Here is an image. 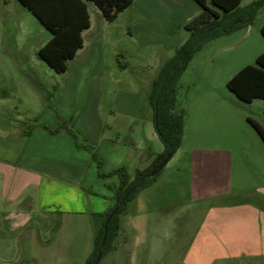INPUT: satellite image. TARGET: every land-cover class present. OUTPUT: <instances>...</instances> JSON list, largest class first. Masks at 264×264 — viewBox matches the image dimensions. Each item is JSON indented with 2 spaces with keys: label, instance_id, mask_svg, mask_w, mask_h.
<instances>
[{
  "label": "crops",
  "instance_id": "crops-1",
  "mask_svg": "<svg viewBox=\"0 0 264 264\" xmlns=\"http://www.w3.org/2000/svg\"><path fill=\"white\" fill-rule=\"evenodd\" d=\"M183 2L184 6L180 7L189 5L190 10L177 15L180 18H177L175 26L184 34L176 44L168 40L169 49H174L168 59L189 39L186 24L202 12L195 0ZM91 3H87L91 25L83 32V48L70 62L68 71L63 73L67 75L64 82L58 85L50 99L56 113L50 109L49 113L44 111L38 120L35 118L38 127L32 129L29 135H26L28 129L19 122L0 116V237L7 233H19L33 224L39 229L60 226L62 233L66 231L69 249L80 255L73 257L79 259V264H86L93 251L101 216L115 205V192L121 180L118 175L101 177L92 153L79 148L70 132L63 130L51 134L44 127L57 129L58 116L69 122L73 130L96 148L105 174L124 167L133 180L138 170L150 167L164 151L163 143L155 132L154 112L149 103L154 82L140 92L135 87L134 90H123L116 76L129 70L130 63L126 58L120 59L116 53L112 59L105 61L104 41L110 40L107 35L114 32L115 27L128 30L131 36L137 31L140 35L144 32L143 36L150 40L159 38L174 27L164 7L177 5L175 0H145L142 14L121 23L127 11L136 5V0L113 22H108L92 3L99 18L96 26L90 12ZM263 25L264 21L260 32ZM253 26L237 31L245 34L232 47L250 38ZM95 30L97 34L93 35ZM87 35L92 40L89 51H86ZM262 45L255 53V60L264 53ZM79 57L82 60H78ZM236 74L228 79L227 84ZM232 104L230 97L213 91L194 97L186 104L188 115L184 141L167 166L173 162L176 165L132 202V229L139 230L145 226L147 214L155 202L167 209L177 206L183 196H188L191 202L207 201L219 195L224 186H233L228 160L210 158L202 153L201 148L204 147L200 145L211 138L205 130L214 132L219 125L224 127L228 120L232 122ZM257 190L264 195V184L259 185ZM260 220L264 228L263 212ZM84 233L87 234L85 240ZM201 236L204 234L200 232L197 238ZM10 241H5V246H10ZM122 241L120 220V231L106 257L119 251ZM209 241L212 242L209 239L207 243ZM79 242H83L81 249ZM230 245L235 247L217 254L214 260L264 256V237L258 238L257 242L232 241ZM49 256L54 258L51 253ZM106 257L100 264L106 263Z\"/></svg>",
  "mask_w": 264,
  "mask_h": 264
},
{
  "label": "rangeland",
  "instance_id": "rangeland-1",
  "mask_svg": "<svg viewBox=\"0 0 264 264\" xmlns=\"http://www.w3.org/2000/svg\"><path fill=\"white\" fill-rule=\"evenodd\" d=\"M250 1L244 0L242 6ZM144 2L136 0V5L120 22H128L129 18L142 14ZM175 3L176 6L164 7L174 27L159 38L150 40L143 36L144 32L140 35L137 31L131 36L128 30L118 27L107 35L110 40L104 41L105 61L116 53L130 63L129 70L116 76L123 90H134L135 87L140 92L150 87L161 67L173 55L174 49H169L168 40L176 44L184 34L175 26L180 18L177 15L190 10L189 5L182 8L183 0H175ZM89 5L97 26L96 7L92 3ZM263 21L264 10L252 27L253 35L237 47L232 46L243 39L245 32L207 43L195 55L180 81V98L185 106L194 97L211 91L231 98L232 122L228 120L226 126L219 125L214 132L205 130L211 138L200 145L204 147L202 153L210 158L228 160L233 186H224L223 192L207 201L191 202L188 196H183L177 206L167 209L155 202L147 214V223L139 230L132 229L130 205L127 213L120 216L122 246L105 258V264H264V256L214 260L217 254L235 247L230 245L232 241L257 242L258 238L264 237L260 220L261 212L264 213V195L257 190L264 184V141L249 122V119L254 120L264 129V99L248 104L240 101L227 87L231 76L246 65L256 64L255 53L264 44L259 30ZM94 34H97L96 30ZM51 38L52 34L18 0H0L1 117L34 126V119L38 120L44 111L56 113L50 99L67 75L57 73L39 57V50ZM91 41L87 35L86 51L91 49ZM80 142L84 143L82 137ZM175 165L173 162L166 166L158 178L169 174ZM200 232L204 236L197 238ZM86 237L84 233V240ZM209 239L211 243H207ZM8 240L11 245L5 246L4 242ZM79 243L80 249L83 248V242ZM50 253L54 258L50 259ZM79 256L69 249L66 231L62 233L60 226L39 229L33 224L19 233L0 237V264H79V259L73 258ZM65 257L70 259L62 260Z\"/></svg>",
  "mask_w": 264,
  "mask_h": 264
},
{
  "label": "trees",
  "instance_id": "trees-1",
  "mask_svg": "<svg viewBox=\"0 0 264 264\" xmlns=\"http://www.w3.org/2000/svg\"><path fill=\"white\" fill-rule=\"evenodd\" d=\"M41 24L52 34L50 41L39 50V57L57 73H66L80 49L83 48V32L90 28L89 2L94 3L108 22H113L118 15L131 7L134 0H18ZM202 12L185 26L190 32L189 39L176 49L173 57L161 67L149 94V103L154 112L155 132L163 143L164 151L158 155L153 164L138 170L131 180L127 170L122 167L108 174L102 171L103 161L97 150L78 132L70 127L69 122L59 118L55 130L47 129L51 134L66 130L73 136L76 145L92 153L98 164L101 177L118 175L121 183L115 192V205L102 217L96 230L94 247L86 264H95L100 253L103 260L113 249L114 241L120 231V216L127 213L129 206L144 190L151 187L163 173L159 166L168 155L173 156L181 148L186 130L187 108L180 98V81L191 61L204 46L216 39L231 35L255 24L264 10V0H254L242 6L243 0H195ZM264 37V25L261 28ZM228 89L237 98L251 104L256 99H264V53L256 59L255 65H249L236 74L227 84ZM251 125L264 141V129L254 120ZM25 128L26 135L32 129L28 122H19ZM83 139L84 143L80 142ZM166 167V166H165ZM156 172L154 176L152 173ZM117 213L109 221L107 241L103 246L105 226L112 213Z\"/></svg>",
  "mask_w": 264,
  "mask_h": 264
},
{
  "label": "water",
  "instance_id": "water-1",
  "mask_svg": "<svg viewBox=\"0 0 264 264\" xmlns=\"http://www.w3.org/2000/svg\"><path fill=\"white\" fill-rule=\"evenodd\" d=\"M171 159H172V155H168L167 158H166V159L162 162V164L159 166L158 171L163 170V168H165V166H167V164L169 163V161H170ZM155 174H156V172H153V173H152V176H154ZM117 211H118V209H116V210L112 213V215L109 217V220H108L107 223H106V226H105V235H104V240H103V244H102L103 246L105 245V243H106V241H107V234H108V232H107V227H108V225H109V221H110L111 218L117 213ZM101 258H102V253L99 254L98 259H97V261L95 262V264H99Z\"/></svg>",
  "mask_w": 264,
  "mask_h": 264
}]
</instances>
